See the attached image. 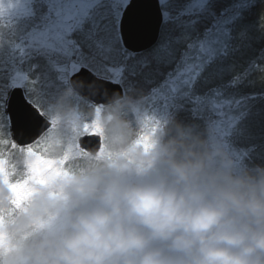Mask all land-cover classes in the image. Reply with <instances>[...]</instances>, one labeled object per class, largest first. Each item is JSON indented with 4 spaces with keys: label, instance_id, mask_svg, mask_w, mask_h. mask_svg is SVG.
<instances>
[{
    "label": "clouds",
    "instance_id": "9594fccd",
    "mask_svg": "<svg viewBox=\"0 0 264 264\" xmlns=\"http://www.w3.org/2000/svg\"><path fill=\"white\" fill-rule=\"evenodd\" d=\"M140 108L117 94L87 111L102 150L77 155L65 139L76 112L66 99L52 134L23 147L22 171L18 146L0 148L12 182L43 161L59 169L29 181L19 206L0 176V264H264V165L241 168L221 142L179 123L141 116L133 126L124 113Z\"/></svg>",
    "mask_w": 264,
    "mask_h": 264
},
{
    "label": "trees",
    "instance_id": "16d2710c",
    "mask_svg": "<svg viewBox=\"0 0 264 264\" xmlns=\"http://www.w3.org/2000/svg\"><path fill=\"white\" fill-rule=\"evenodd\" d=\"M38 2L28 19L9 22L0 10V148L10 147L13 142L5 103L14 85L15 72L25 74L29 99L52 120L58 102L64 99L83 114L85 121L87 111L95 107L73 91L67 79L59 78L62 72L54 63H63L71 57L57 51L39 54V50L32 53L22 50V43L30 31L39 30L47 12L46 4L44 7L42 1ZM97 3L73 29L70 38L87 56L81 64L96 74L113 79L112 69L124 67L120 83L125 88V98L132 97L141 103L138 112L124 113L133 126L140 114L150 118L155 115L151 120L159 119L161 127L179 123L213 142L216 112L222 109L227 116L236 111L235 126L224 133L226 143L240 155L239 167L264 165V0H168L162 6L166 14L158 44L148 51L130 52L128 57L123 54L125 48L118 33L121 10H116L114 0ZM242 11L243 18L237 20ZM217 28L227 38L223 52L206 61L190 87L185 85L177 93L164 92L175 77V69L190 64L194 59L191 54ZM218 100L225 102L219 109L212 105ZM67 121H64L65 139L76 141ZM52 130L42 139L48 138ZM12 155L18 171H22L23 148L18 146Z\"/></svg>",
    "mask_w": 264,
    "mask_h": 264
},
{
    "label": "rangeland",
    "instance_id": "374dc122",
    "mask_svg": "<svg viewBox=\"0 0 264 264\" xmlns=\"http://www.w3.org/2000/svg\"><path fill=\"white\" fill-rule=\"evenodd\" d=\"M39 0H0V10L7 21H15L21 19L31 18L32 9L37 8ZM46 4L47 12L43 14L41 21L42 26L38 28L39 30L30 31L27 39L22 43V50L24 52L32 53V51L39 50V54L43 52H53L63 53L67 57L72 59L65 62H55V67L60 73V80L64 81L76 72H78L82 67V59H85L86 54L80 52V47L77 46L71 38L70 34L74 28L78 27L79 24L88 16L94 9L95 5L98 4V0H40ZM130 0H114L116 10L120 11L121 14L125 6ZM204 1V0H203ZM162 6L168 2V0H161ZM125 3V4H124ZM124 4L123 8L122 5ZM44 6V7H45ZM42 7L41 5L39 6ZM122 8V9H121ZM166 13L164 12V15ZM168 15V14H167ZM49 19V20H46ZM47 21V23H45ZM220 29V30H217ZM216 31L209 35V40L206 41L198 50H196L191 55L194 59L190 60L191 63L188 65H183L182 67L175 69V77L169 81L164 92L177 93L184 88L185 85L190 87L193 81L198 77L199 72L204 67L206 61L217 54H220L224 50L227 38L224 37L223 30L217 28ZM118 33L123 45V41L120 35V27L118 23ZM124 47V46H123ZM123 49V54L128 57L131 55L130 50ZM143 52V51H142ZM133 53V52H132ZM136 53V52H135ZM141 53V52H138ZM35 59V58H34ZM56 59V58H55ZM54 59V60H55ZM124 69V67H122ZM116 68L112 69L111 73L114 75L112 80L120 82L123 69ZM172 73L168 74L170 77ZM15 86H21L27 91L25 84L26 76L22 72H15L14 77H12ZM11 87V88H12ZM10 88V89H11ZM9 89V90H10ZM163 92V93H164ZM27 93V92H26ZM225 102L220 100L214 101L212 105L219 109V106H223ZM161 112V111H160ZM236 112V111H235ZM230 112L227 116L223 114V110L217 111L218 119L214 122L212 127V141L221 142L231 153L233 159L236 161L237 165L241 158L236 152L232 151L229 144L226 143L225 132H230L236 124V116L238 112ZM146 113V112H145ZM159 112H156V115ZM162 113H165L162 111ZM147 114V113H146ZM83 115V114H82ZM81 113L76 109L75 116L67 121V124L73 129L74 136L77 137V130L82 126L85 121V117L82 118ZM148 115V114H147ZM143 116V113L138 117ZM155 115H151V119H155ZM52 119V117H51ZM55 123L56 121L53 120ZM159 119L156 121L158 123ZM83 136V134H81ZM79 150V149H78Z\"/></svg>",
    "mask_w": 264,
    "mask_h": 264
},
{
    "label": "water",
    "instance_id": "95a60500",
    "mask_svg": "<svg viewBox=\"0 0 264 264\" xmlns=\"http://www.w3.org/2000/svg\"><path fill=\"white\" fill-rule=\"evenodd\" d=\"M164 14L160 0H130L120 19L123 45L132 52H141L155 46L160 38ZM71 87L85 99L105 105L114 95L125 96L120 83L97 76L82 67L70 79ZM5 113L10 120L11 138L18 146H28L38 141L53 125L46 115L28 99L21 86L12 88L6 100ZM78 143L87 150L100 146L98 137L81 136Z\"/></svg>",
    "mask_w": 264,
    "mask_h": 264
},
{
    "label": "snow or ice",
    "instance_id": "6c2138e0",
    "mask_svg": "<svg viewBox=\"0 0 264 264\" xmlns=\"http://www.w3.org/2000/svg\"><path fill=\"white\" fill-rule=\"evenodd\" d=\"M243 11L240 13V15L237 17V20L243 18ZM35 107V105H34ZM103 108V105H97L96 106V112L99 114ZM37 111L40 112V115L43 116L44 112L37 107ZM11 120V117H9ZM153 124L160 126V124L156 123L155 121H152ZM155 131V129H153ZM77 140H76V148L79 149V153L86 154L87 149L81 147L78 143L79 139H81V134L83 136H88V137H98L100 140V146L102 150V131L99 128L98 124L93 123V122H84L82 126L77 130ZM149 138L148 137H142L141 141L145 143V146L147 147ZM13 145L15 143L13 142ZM53 162L50 161H43L40 163H37L36 165L33 166L32 169V175L28 178V180L24 181H11V173L9 169L7 168V162L0 158V176H2L5 180L6 183L9 184V187L11 191L13 192V200L12 203L16 206H19L21 202L26 199L30 193H31V188L29 186V181H34L37 183H44L46 178H48V174L50 172V169L54 172H59V169H52L51 165ZM63 163V161L61 162ZM3 221V213L0 212V223Z\"/></svg>",
    "mask_w": 264,
    "mask_h": 264
}]
</instances>
